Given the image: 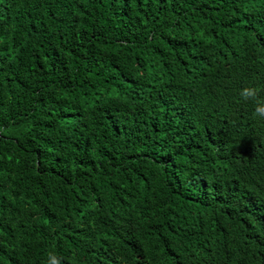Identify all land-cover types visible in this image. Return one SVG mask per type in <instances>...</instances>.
<instances>
[{
    "label": "trees",
    "instance_id": "obj_1",
    "mask_svg": "<svg viewBox=\"0 0 264 264\" xmlns=\"http://www.w3.org/2000/svg\"><path fill=\"white\" fill-rule=\"evenodd\" d=\"M264 0H0V264H264Z\"/></svg>",
    "mask_w": 264,
    "mask_h": 264
},
{
    "label": "clouds",
    "instance_id": "obj_2",
    "mask_svg": "<svg viewBox=\"0 0 264 264\" xmlns=\"http://www.w3.org/2000/svg\"><path fill=\"white\" fill-rule=\"evenodd\" d=\"M259 89L246 87L241 90L240 97L244 101L251 100L255 104V110L252 112V118L258 121L264 120V100L258 97ZM47 264H62L61 259L50 255Z\"/></svg>",
    "mask_w": 264,
    "mask_h": 264
}]
</instances>
